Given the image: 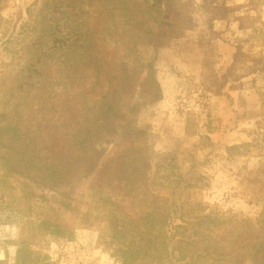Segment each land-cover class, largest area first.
<instances>
[{
    "label": "trees",
    "instance_id": "1",
    "mask_svg": "<svg viewBox=\"0 0 264 264\" xmlns=\"http://www.w3.org/2000/svg\"><path fill=\"white\" fill-rule=\"evenodd\" d=\"M180 15L170 0H40L22 57L0 67V213L19 229L14 262L0 264H56L47 239L72 241L79 226L96 228L117 264H264V211L252 221L211 209L200 162L140 153L142 105L159 87L151 52L193 29ZM243 48L232 65L251 61ZM259 48L250 75L264 74ZM197 144L216 145L206 134Z\"/></svg>",
    "mask_w": 264,
    "mask_h": 264
},
{
    "label": "rangeland",
    "instance_id": "2",
    "mask_svg": "<svg viewBox=\"0 0 264 264\" xmlns=\"http://www.w3.org/2000/svg\"><path fill=\"white\" fill-rule=\"evenodd\" d=\"M36 1L7 0L1 9L0 67L22 57L21 46L31 40L24 25L33 20L40 0ZM170 2L182 20L192 21L193 29L169 47L151 52L159 87L153 91L156 100L142 105L139 126L149 135L140 153L144 162H157V155H164L159 162H200L198 172L207 178V187L198 199L227 216L255 221L264 211V74L250 75L249 70L264 42V0ZM224 45L233 49L242 45L251 61L227 67L220 48ZM228 85L238 96L243 94L237 111L242 132L201 150L197 142L210 121L204 117L209 100L224 94ZM187 114L193 116L190 131L195 136L183 134ZM215 121L209 122L211 127ZM36 126L42 132L39 121ZM5 197L0 191V202ZM44 212V204H36L33 221L40 222ZM7 217L0 213V261L13 263L19 229L13 222L5 223ZM98 236L96 228L79 226L72 241L51 237L43 249L56 264H117L98 247Z\"/></svg>",
    "mask_w": 264,
    "mask_h": 264
},
{
    "label": "crops",
    "instance_id": "3",
    "mask_svg": "<svg viewBox=\"0 0 264 264\" xmlns=\"http://www.w3.org/2000/svg\"><path fill=\"white\" fill-rule=\"evenodd\" d=\"M220 48L222 49V53L224 55L223 59L227 63L228 67L233 63L235 49L225 45ZM227 89L228 90L224 92V94L214 96L211 100H209L211 103V110L208 108V114L204 116L206 119L209 117L210 121L216 120L211 124L213 128L210 126V121L207 122L208 126L204 128V134L209 135L216 144L219 143V140L222 138L229 139V136H237L242 132L241 123L238 122L237 111H239L238 102L242 99L241 97L243 94L238 96L235 90H230L229 85ZM244 107L239 106L240 110ZM183 134H185V123L183 125Z\"/></svg>",
    "mask_w": 264,
    "mask_h": 264
}]
</instances>
